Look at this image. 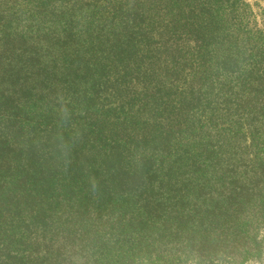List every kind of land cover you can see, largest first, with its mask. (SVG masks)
Returning a JSON list of instances; mask_svg holds the SVG:
<instances>
[{
    "label": "trees",
    "instance_id": "16d2710c",
    "mask_svg": "<svg viewBox=\"0 0 264 264\" xmlns=\"http://www.w3.org/2000/svg\"><path fill=\"white\" fill-rule=\"evenodd\" d=\"M263 251L264 34L244 0H0V264Z\"/></svg>",
    "mask_w": 264,
    "mask_h": 264
},
{
    "label": "rangeland",
    "instance_id": "374dc122",
    "mask_svg": "<svg viewBox=\"0 0 264 264\" xmlns=\"http://www.w3.org/2000/svg\"><path fill=\"white\" fill-rule=\"evenodd\" d=\"M249 6L250 11L256 17L257 27L264 34V0H244ZM70 264V261L68 262ZM246 264H264V251L253 261Z\"/></svg>",
    "mask_w": 264,
    "mask_h": 264
}]
</instances>
